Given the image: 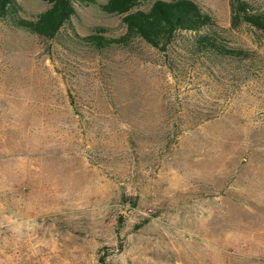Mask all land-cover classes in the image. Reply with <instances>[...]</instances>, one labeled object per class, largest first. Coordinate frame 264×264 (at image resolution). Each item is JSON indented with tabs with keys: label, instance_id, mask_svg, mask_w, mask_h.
Masks as SVG:
<instances>
[{
	"label": "rangeland",
	"instance_id": "obj_1",
	"mask_svg": "<svg viewBox=\"0 0 264 264\" xmlns=\"http://www.w3.org/2000/svg\"><path fill=\"white\" fill-rule=\"evenodd\" d=\"M107 1L54 40L0 23V264H264V33L192 0L251 59L171 70L141 39L93 44L126 34Z\"/></svg>",
	"mask_w": 264,
	"mask_h": 264
},
{
	"label": "trees",
	"instance_id": "obj_2",
	"mask_svg": "<svg viewBox=\"0 0 264 264\" xmlns=\"http://www.w3.org/2000/svg\"><path fill=\"white\" fill-rule=\"evenodd\" d=\"M40 1L48 9L28 20L19 16L17 0H0V23L9 20L19 29L46 40H54L71 23L78 5L95 4V0ZM148 5L149 8L145 9ZM100 9L108 15L123 16L126 34L117 40L93 36V44L98 48L111 43L126 46L141 39L164 55L171 70H174V55L183 49L207 58H230L239 61L251 59L248 51L229 48L215 32L216 24L212 16L192 0H108ZM231 13L234 27L247 24L264 33V9L254 7L247 0H231ZM185 33L198 35L184 39ZM181 41L183 48L180 46ZM210 119L200 118L193 127Z\"/></svg>",
	"mask_w": 264,
	"mask_h": 264
}]
</instances>
